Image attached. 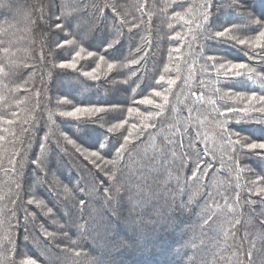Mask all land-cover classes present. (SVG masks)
<instances>
[{
    "label": "trees",
    "instance_id": "trees-1",
    "mask_svg": "<svg viewBox=\"0 0 264 264\" xmlns=\"http://www.w3.org/2000/svg\"><path fill=\"white\" fill-rule=\"evenodd\" d=\"M232 25L257 36L264 0H0V264H264V152L235 135L264 114L226 113L264 50Z\"/></svg>",
    "mask_w": 264,
    "mask_h": 264
},
{
    "label": "snow or ice",
    "instance_id": "snow-or-ice-1",
    "mask_svg": "<svg viewBox=\"0 0 264 264\" xmlns=\"http://www.w3.org/2000/svg\"><path fill=\"white\" fill-rule=\"evenodd\" d=\"M204 7L210 8L211 4L210 3H205ZM177 15L179 16L180 14L177 13ZM209 18V13L207 11H205L203 13V19L206 21ZM58 27H61L60 25H58ZM236 30V26L232 25L229 27H225L223 28V30L221 31H217L215 32V37L217 39H226L229 41H237L238 40V45L239 46H247L250 48H259L261 50H264V30L260 31L258 33L257 36L253 37V38H246V39H238L235 35H233V32ZM117 41H113L111 44H109V47H112L115 43H117ZM65 44H72L73 41L71 40H67L64 42ZM61 47H63V45H61ZM81 55L80 52L76 53V57L79 58ZM89 56H93L95 55V53L89 52L88 53ZM100 61H104L105 57L104 56H100L99 57ZM209 60H216L215 56H210ZM61 68H70V69H75L77 67L76 61L72 60V61H67L64 63L60 64ZM116 67L115 63H107V68L109 71L113 70ZM220 69L224 70V75L226 77V79H234L236 77L239 76H248L249 78H252V73L251 70L249 71H245L246 69H248V64L245 62H232V61H228L226 63H221L220 64ZM85 75L91 76L92 79L94 80H99L100 77L98 75H95L93 73H85ZM160 81H164L165 77L164 76H160ZM167 83L169 85L175 84L176 81L173 79H169L167 81ZM157 96H161L162 93L160 92H156ZM236 98L239 100H242L245 102L243 107H229L226 110L227 114H235L236 116H239L240 119L235 120L236 123H240V122H247V121H251V118L257 114H264V95L262 94H258L257 92H252L250 95H247L244 92H238L235 94ZM141 103H152V101L148 100L147 98H145L144 100L140 101ZM110 107H116V106H110ZM109 108H106L104 106H80V107H76L73 111L70 112H65V113H61L62 116L68 117V118H72V119H83V118H89V117H94V116H98L100 113H103L105 111H108ZM129 114L131 113H136L138 112V109L136 108H129L128 109ZM141 115H143V113H141ZM149 116H151L152 114L149 113ZM258 123H264V120L262 121H258ZM235 135L240 136L242 139H244L246 141V147L248 150L250 151H256V150H260L261 152H264V141H253L251 140V142H247L248 141V137L243 136L240 133H235ZM70 144L75 145V142L72 140H69ZM77 151H80V148H77ZM84 151H87L84 149ZM93 156L98 157L99 153H93ZM264 179V178H261ZM260 194L264 195V188L260 189ZM81 204H85L86 202L81 200L80 201ZM28 264H38L36 259H29L28 260Z\"/></svg>",
    "mask_w": 264,
    "mask_h": 264
}]
</instances>
